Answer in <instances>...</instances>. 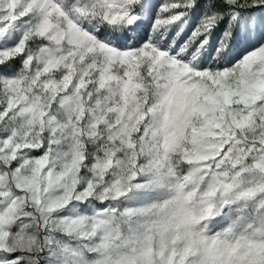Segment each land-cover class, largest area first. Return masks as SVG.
<instances>
[{"label":"snow or ice","instance_id":"1","mask_svg":"<svg viewBox=\"0 0 264 264\" xmlns=\"http://www.w3.org/2000/svg\"><path fill=\"white\" fill-rule=\"evenodd\" d=\"M0 264H264V0H0Z\"/></svg>","mask_w":264,"mask_h":264}]
</instances>
